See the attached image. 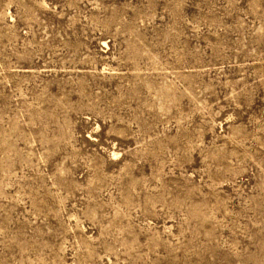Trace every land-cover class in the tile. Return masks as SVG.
Returning <instances> with one entry per match:
<instances>
[{
    "label": "rangeland",
    "instance_id": "rangeland-1",
    "mask_svg": "<svg viewBox=\"0 0 264 264\" xmlns=\"http://www.w3.org/2000/svg\"><path fill=\"white\" fill-rule=\"evenodd\" d=\"M0 264H264V0H0Z\"/></svg>",
    "mask_w": 264,
    "mask_h": 264
}]
</instances>
